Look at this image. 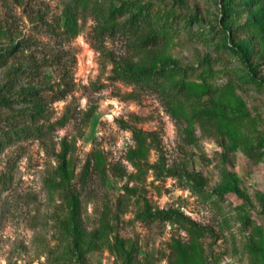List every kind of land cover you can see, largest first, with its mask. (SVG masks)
I'll return each instance as SVG.
<instances>
[{
  "label": "rangeland",
  "instance_id": "obj_1",
  "mask_svg": "<svg viewBox=\"0 0 264 264\" xmlns=\"http://www.w3.org/2000/svg\"><path fill=\"white\" fill-rule=\"evenodd\" d=\"M5 52L0 264H264V0H0Z\"/></svg>",
  "mask_w": 264,
  "mask_h": 264
},
{
  "label": "trees",
  "instance_id": "obj_2",
  "mask_svg": "<svg viewBox=\"0 0 264 264\" xmlns=\"http://www.w3.org/2000/svg\"><path fill=\"white\" fill-rule=\"evenodd\" d=\"M123 15H127L126 21L124 22L125 27H127V29L130 30H146L148 29V26L150 25V21L148 19V16L146 15V13L142 12V9L139 8H135L132 7L130 4H121L118 7H112L109 9L108 11V15L107 18L109 21H112L114 19H116L118 16H123ZM146 38L145 40H151L154 41L156 39H158V34H154V33H147L146 34ZM10 53V51H8ZM8 52H5L4 54H0V65H2L4 58L7 56ZM160 74V70H152V69H146L143 70L141 73H138L135 76H130V79H134V80H138V79H152V78H156L158 77V75ZM212 116L208 115H204L202 114V116H198L200 118H203V120L207 123H212V120L215 122L219 119H217L213 114H211ZM221 126H223V124H221ZM197 185L201 186V181L199 179H196Z\"/></svg>",
  "mask_w": 264,
  "mask_h": 264
}]
</instances>
